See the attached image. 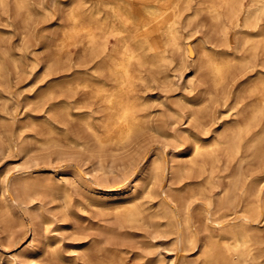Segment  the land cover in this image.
<instances>
[{"label": "bare ground", "instance_id": "1", "mask_svg": "<svg viewBox=\"0 0 264 264\" xmlns=\"http://www.w3.org/2000/svg\"><path fill=\"white\" fill-rule=\"evenodd\" d=\"M14 1L19 8L30 3L29 0ZM191 1L93 0L87 3V0H54L55 4L63 3L69 7V23L63 27L64 37L59 45L66 49L77 41H83L84 50L91 51L95 65L90 69L77 70L63 83H53L45 95L57 85L70 90H84L95 107L89 109L91 113L78 116L90 130L94 141L100 147L123 148L154 124L150 99L141 87L149 80L147 70L163 73L161 65L167 61L174 62L175 54L182 52L180 65L193 64L195 72H204V77L211 80L210 86L188 102L187 117L188 120H196L195 125L207 133V125L201 121L209 113L208 99L202 101L204 95L209 94L210 100L224 96L228 76L239 67L252 66L259 58L263 68L258 69L237 92L236 105L243 104L238 109L239 115L224 119L213 137H202L193 126L182 128L180 125L184 123L185 115L169 104L173 116L167 123L171 128L169 136L179 146L185 144L186 136L192 141L191 146L180 150L171 160L165 156L166 152L152 158L145 155L141 160L142 166L140 164L142 188L139 189L137 183H124L110 186L108 193L98 195L94 191L95 185L88 184L86 201L89 200L101 213L114 212L115 227L119 229L145 218L151 221L159 218L156 222L160 227L164 226L167 236H172L174 245L175 257L168 264H193L191 255H195L202 264H264L260 260L264 256V0H248L247 3L246 0H199L195 15L206 11L212 22L222 26L219 44L194 40L186 35V26L181 22ZM7 2L0 0L2 5ZM232 30L235 41L229 36ZM109 39L114 41L111 47ZM170 75L165 74L167 78ZM188 83L192 84L191 80ZM245 92L250 97L248 102L241 100ZM187 97L185 92L180 95L181 100ZM60 107L67 110L65 105ZM67 113L75 115L69 110ZM28 127L42 131L40 137H36L37 132L34 131L26 134L38 145L47 146L56 141L50 135L56 130L48 120L32 117L25 121L19 127L22 136ZM20 143L24 148L23 138ZM220 152L225 154L226 164L236 162L233 171L223 170L219 164ZM66 177L36 174L33 170L14 184L22 195L30 199L47 191L60 196L69 207L73 199L72 187ZM216 177L228 179L226 186L220 187L219 197L193 200L204 194L208 186L215 183ZM156 182H160L157 191L153 188ZM9 185L3 189L7 205L8 200L13 201L14 198L6 197ZM148 193L154 194L156 201L146 199ZM3 211L4 206L0 203V213ZM105 233L110 235L113 231L108 228ZM57 243L56 236L46 234L41 245L32 242L23 247L22 255L36 257L50 247L60 264H82L77 257L57 249ZM128 252L103 239L94 243L95 254L90 261L94 260L95 264H151L154 259L153 255L144 258L136 253L134 256H138L140 261L134 257L132 260ZM16 260L15 255L5 257L0 254V264H14Z\"/></svg>", "mask_w": 264, "mask_h": 264}, {"label": "rangeland", "instance_id": "2", "mask_svg": "<svg viewBox=\"0 0 264 264\" xmlns=\"http://www.w3.org/2000/svg\"><path fill=\"white\" fill-rule=\"evenodd\" d=\"M92 1L87 0V3ZM29 2L27 6L21 8L15 5L14 0H8L4 5L0 4V203L4 206V211L0 213V254L5 257L15 255L17 260L14 264H60L50 247L43 249L36 257L22 255V250L32 242L41 245L47 234L57 237V249L68 256L77 257L82 264H93L94 260L90 259L95 254L94 243L103 239H108L118 248L128 250L131 259L134 257L140 261L138 256H134L136 253L143 255L144 258L153 255L155 260L150 261L151 264H168L175 257L174 245L171 242L172 236H167L164 226L160 227L156 222L159 218H155L154 221L145 218L132 226L116 228L114 212L101 213L89 200L86 201L88 184L95 185L94 191L98 195L108 193L110 186L115 187L124 183H137L139 189L142 188L140 164L145 155L152 158L155 154L161 155L166 152L165 156L171 160L180 153V150L187 149L192 144V141L184 136L186 142L179 146L169 136L171 128L167 123L169 119H173L169 104L176 109L175 111L185 115L184 123L180 125L182 128L193 126L202 137L211 138L224 119L239 115L238 109L243 104L236 105L237 92L253 78V75L255 76L258 69L263 68L261 60L258 58L252 66L234 70L225 82L224 96L220 98L217 96L218 100H210L209 94L204 95L202 101L208 99L209 113L205 118H201L208 129L207 133H203L202 127L195 125L196 120H188L190 107L188 102L208 89L211 80L204 77L203 71L195 72L193 64L180 65L182 52L176 53L174 62L167 61L161 65L163 73L147 70L149 80L141 85L142 91L150 99L149 108L155 119L154 124L144 129L123 148L100 147L78 116L86 112L91 113L89 109L95 107L84 90H70L64 85H57L50 94L45 95L53 83H63L77 70L93 67L95 59L90 55L91 51L84 50L83 41H77L66 49L59 45L64 37L63 27L69 23L67 5L55 4L54 0ZM189 6L185 9L181 22L186 26L184 29L186 35H190L194 40L203 39L219 44L221 24L212 22L206 11L195 15L199 0H192ZM229 36L235 41L233 30ZM108 41L111 47V42L114 41L113 39ZM166 73L171 75L167 78ZM190 80L192 84L188 83ZM182 92L187 94L188 99L181 100ZM249 98L245 92L241 100L248 102ZM60 105L67 106V110L75 115H68L67 110L61 109ZM93 114L99 115L100 112ZM31 116L48 120L56 130L50 134L56 141L41 146L35 139L31 140L26 134L34 131L37 132L35 136L40 137L42 131L40 132V128L37 127L34 130L32 127L26 128L25 136H22L19 127L32 118ZM22 138L24 148L20 143ZM16 139L19 141L16 142ZM220 154L219 164L223 170L233 171L236 162L226 164L225 154L223 152ZM33 170L36 174L67 176L72 187L73 199L70 206L66 207L60 196L51 195L47 191H42L32 199L22 195L14 183L20 178L23 180L25 175ZM226 181L228 179L225 177H216L215 183L193 200L216 199L220 195V187L226 186ZM7 185L10 189L6 197H14L13 201L8 200L9 205L4 203L3 195V189ZM159 187L160 182L153 185L155 191L159 190ZM153 195L148 193L146 199L156 201ZM108 228L113 234L105 233ZM203 234L201 233V236ZM82 247L87 249L84 250ZM262 254L264 255V252ZM190 259L194 261L193 264H202L200 260H196L195 255H191ZM260 260L264 261V256Z\"/></svg>", "mask_w": 264, "mask_h": 264}]
</instances>
